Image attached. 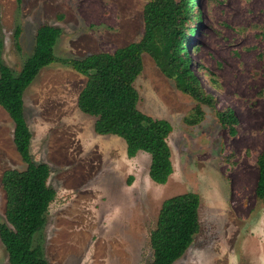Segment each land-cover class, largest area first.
<instances>
[{
	"label": "rangeland",
	"instance_id": "1",
	"mask_svg": "<svg viewBox=\"0 0 264 264\" xmlns=\"http://www.w3.org/2000/svg\"><path fill=\"white\" fill-rule=\"evenodd\" d=\"M148 1L0 0L4 60L19 72L45 22L63 30L55 46L58 56L114 51L142 37ZM198 8L203 20L191 41L199 46L190 48L191 66L215 95L217 107H231L238 122L232 133L204 104V119L187 123L197 101L144 53V68L135 81L138 106L173 125L168 140L174 171L164 184L151 179L148 152L129 157L123 137L95 131L96 116L77 102L85 74L54 62L26 89L33 158L49 164V183L57 191L34 241L49 264L151 262V231L164 199L192 190L201 195V226L174 264H264V202L255 196L256 161L264 149V0H198ZM18 26L21 48L15 38ZM198 64L215 73L219 88ZM14 127L0 104L1 221H7L3 173L27 167L14 142ZM0 264H10L1 236Z\"/></svg>",
	"mask_w": 264,
	"mask_h": 264
},
{
	"label": "trees",
	"instance_id": "2",
	"mask_svg": "<svg viewBox=\"0 0 264 264\" xmlns=\"http://www.w3.org/2000/svg\"><path fill=\"white\" fill-rule=\"evenodd\" d=\"M198 0H149L144 8L142 37L114 51H99L82 58L61 57L55 46L63 33L60 26L41 23L36 32L32 54L19 72L4 60V39L0 28V104L14 120V142L27 167L9 168L2 176L7 194L6 218L0 220V236L9 253L10 264H49L42 245H34L35 235L46 223V214L57 191L50 185L51 168L36 162L31 151L33 132L25 114L24 94L41 69L61 62L87 76L78 95L79 108L96 116L94 129L99 134H116L127 142V155L140 150L151 156L149 175L157 183H166L174 171L169 136L172 123L154 117L138 106L140 93L135 81L144 68L143 54L150 53L163 72L176 81L178 88L190 94L197 104L185 121L197 124L204 119L206 104L215 110L219 122L236 131L238 117L231 107L219 109L214 94L191 66L190 48L202 22ZM22 27L15 32L21 48ZM208 81L219 88L220 82L208 67L198 64ZM258 176L255 196L264 202V149L257 156ZM133 177L129 183L132 184ZM201 195L187 191L164 199L156 227L151 231L154 258L147 264H174L190 247L200 230Z\"/></svg>",
	"mask_w": 264,
	"mask_h": 264
},
{
	"label": "crops",
	"instance_id": "3",
	"mask_svg": "<svg viewBox=\"0 0 264 264\" xmlns=\"http://www.w3.org/2000/svg\"><path fill=\"white\" fill-rule=\"evenodd\" d=\"M140 151H142V150H140ZM138 154V153H137Z\"/></svg>",
	"mask_w": 264,
	"mask_h": 264
}]
</instances>
